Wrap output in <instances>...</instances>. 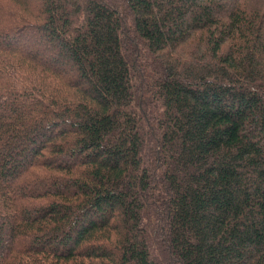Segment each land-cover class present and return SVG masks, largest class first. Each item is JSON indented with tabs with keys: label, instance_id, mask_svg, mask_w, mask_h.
I'll list each match as a JSON object with an SVG mask.
<instances>
[{
	"label": "trees",
	"instance_id": "obj_1",
	"mask_svg": "<svg viewBox=\"0 0 264 264\" xmlns=\"http://www.w3.org/2000/svg\"><path fill=\"white\" fill-rule=\"evenodd\" d=\"M0 264H264V0H0Z\"/></svg>",
	"mask_w": 264,
	"mask_h": 264
},
{
	"label": "rangeland",
	"instance_id": "obj_2",
	"mask_svg": "<svg viewBox=\"0 0 264 264\" xmlns=\"http://www.w3.org/2000/svg\"><path fill=\"white\" fill-rule=\"evenodd\" d=\"M31 42H33L32 40H31ZM40 48H42L43 47V44H37ZM49 51V50H48ZM48 54H50V51L48 52Z\"/></svg>",
	"mask_w": 264,
	"mask_h": 264
}]
</instances>
